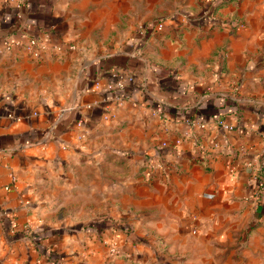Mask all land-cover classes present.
<instances>
[{
	"label": "crops",
	"instance_id": "obj_1",
	"mask_svg": "<svg viewBox=\"0 0 264 264\" xmlns=\"http://www.w3.org/2000/svg\"><path fill=\"white\" fill-rule=\"evenodd\" d=\"M216 1L26 0L19 15L0 0V264L15 260L11 220L39 229L32 192L80 156L105 192L109 161L132 169L115 175L112 216L44 240L68 264H264V0ZM45 31L41 60L3 47ZM111 32L115 53L90 59ZM121 70L134 80L119 86Z\"/></svg>",
	"mask_w": 264,
	"mask_h": 264
},
{
	"label": "rangeland",
	"instance_id": "obj_2",
	"mask_svg": "<svg viewBox=\"0 0 264 264\" xmlns=\"http://www.w3.org/2000/svg\"><path fill=\"white\" fill-rule=\"evenodd\" d=\"M154 19L161 20L162 17H154ZM139 26H141V28H144L143 24ZM125 35L126 33L122 32L123 38L120 42L121 44L125 42ZM115 37L116 33H108V40L113 39V43H109V45L104 48H94L92 46H88L87 50L88 54H90V57H87L94 60L100 57V55L102 54L106 53L108 55H111L115 53V51L117 50L114 44ZM136 53L142 54L141 52H139V50H136ZM110 116L113 115H109V118H111ZM82 134H85L83 136H86L85 132H82ZM80 157H82L83 159H68L67 162L62 163V165L60 166V168H62V172L59 173L55 181L53 180V177H49L45 181L43 186L44 198L42 200H36L35 191L32 192L34 202L38 201L39 203L38 210L36 208L34 209L39 219L37 222V226H39V228L45 227L52 231H57L58 228L59 230H61L62 228L66 227L79 228L80 222L82 225L88 226L92 221L112 216L110 214L111 210L115 209V205H119L118 203H120V201H118V203L116 204V200L114 199L117 195L114 186L115 180H117L115 175H119L121 179L128 175L132 169L131 160L125 157L123 161H119L118 158L117 160L109 161L107 166L112 175L109 174L108 176L109 183L107 186L108 188H106L108 189V191L105 192L100 184L98 175L92 176L91 178L88 172L89 169L93 171L100 170V164L95 163V161H88L87 159H84L83 156ZM117 162H119V164H116ZM106 197L107 199H105ZM41 201H44V203H41ZM100 201H102V203ZM103 207L106 208L107 211H105ZM2 214L6 215V212L2 211ZM122 219L123 218H118V220ZM11 221V227L9 226V235L7 237H9L10 235L13 236L10 239H6L5 242H9V252L15 253L16 255L15 260H13V264H27V262L24 260L25 253L22 257V254H18L16 252L13 244L18 243L17 241L23 240L25 236L21 232H24L25 228L29 229L31 225H23L21 226L23 227L21 229L16 221L15 216ZM2 225L3 229L6 230L4 224ZM114 237L115 236H107L104 234L101 236V241L106 245L104 241L106 239H111ZM55 243L54 245L60 251H64L61 243H59L58 245ZM2 244L3 242L0 240V245ZM29 247L33 252L39 255V249L34 244L33 246L29 245ZM66 254L69 255L67 252ZM28 256L31 257L30 254ZM67 259L71 260L73 258L68 257Z\"/></svg>",
	"mask_w": 264,
	"mask_h": 264
},
{
	"label": "built area",
	"instance_id": "obj_3",
	"mask_svg": "<svg viewBox=\"0 0 264 264\" xmlns=\"http://www.w3.org/2000/svg\"><path fill=\"white\" fill-rule=\"evenodd\" d=\"M13 1L15 3V5L17 6L18 9V13L19 15H21V10L23 8V5L25 4L26 0H10ZM212 3V6H214L216 4V0H210ZM208 15H209V11H208ZM159 27H163V23L159 22L158 23ZM50 38V33L48 31H45L44 34L42 35H37V34H31V35H22L19 36L13 40H8L4 43V48L8 49V50H12L13 48H18L21 49L26 55H28L31 59L33 60H41L44 57V53L48 48V40ZM127 77L124 76H120V79L118 80V85L119 86H124L125 84V78H127L128 80H133V74L130 73V75H125ZM113 115V113H107L105 115V118H109V115ZM84 122V120H81L79 122V126ZM221 123L224 124L225 127H232L231 124L226 123L224 121H221ZM13 179H16V176L13 175ZM106 243L107 249H108V253L110 256H116L117 254L120 253V246H119V242L117 238H111V239H106L104 241ZM74 261H72L71 264H73ZM34 264H52V260L50 259H46L44 258L42 255L41 256H37Z\"/></svg>",
	"mask_w": 264,
	"mask_h": 264
},
{
	"label": "trees",
	"instance_id": "obj_4",
	"mask_svg": "<svg viewBox=\"0 0 264 264\" xmlns=\"http://www.w3.org/2000/svg\"><path fill=\"white\" fill-rule=\"evenodd\" d=\"M216 22L218 23L220 22L224 25L225 24L228 25L232 23V21H228V20H222V21L219 20ZM126 74L130 75L129 71L121 70L118 74V80L120 79L121 75L125 77ZM133 80H134V75H133ZM133 80H128V81L131 83ZM24 231L25 234L31 238L32 242L39 249V252L44 258L52 260V264H68V261H66L67 255L65 252L60 251L54 244L44 243V240L50 236L51 237L53 236V238H56L57 236L59 237V235H61L59 230L54 231L53 233V231L47 230L45 228H39V229L25 228Z\"/></svg>",
	"mask_w": 264,
	"mask_h": 264
}]
</instances>
